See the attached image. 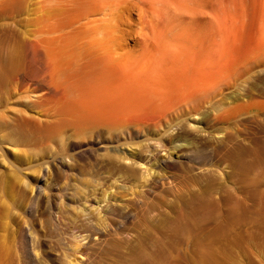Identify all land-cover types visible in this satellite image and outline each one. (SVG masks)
<instances>
[{"label":"rangeland","instance_id":"rangeland-1","mask_svg":"<svg viewBox=\"0 0 264 264\" xmlns=\"http://www.w3.org/2000/svg\"><path fill=\"white\" fill-rule=\"evenodd\" d=\"M102 2L0 0V115L60 120L41 99L45 84L28 81V44L76 39L104 19ZM54 3L72 25L50 19ZM110 3L122 41L107 43L111 75L70 60L51 77L102 106L122 105V94L138 103L120 116L64 119L39 142L1 145L0 172L13 160L29 187L18 197L8 180L0 264H264V0ZM74 40L62 46L66 58L83 43ZM45 63L39 80L51 74ZM128 84L139 87L124 93Z\"/></svg>","mask_w":264,"mask_h":264},{"label":"bare ground","instance_id":"bare-ground-1","mask_svg":"<svg viewBox=\"0 0 264 264\" xmlns=\"http://www.w3.org/2000/svg\"><path fill=\"white\" fill-rule=\"evenodd\" d=\"M103 1L105 2V0H103ZM111 1H113V0H111ZM111 1L109 0V1L105 2L106 4L104 2H102L104 5H106L103 8V10H104L103 15H105V16H106V11L107 10L110 11V8L113 6V4L110 3ZM99 2H101V1H99ZM87 5L90 6V4H87ZM84 7H85V5H84ZM100 7H102V6L100 5ZM49 8H50V10H49L50 19L53 21H56L57 24L61 23L62 25L65 26L66 24L65 23L63 24V22H64L63 19L65 20V18H66V21H67V16L65 15L66 14L65 11H63L64 9L55 3L52 5L50 4ZM93 8H94V6H93ZM162 8H164V7H162ZM88 10H89V8H88ZM91 10H92V8H90L89 11H91ZM112 12H115V11L113 10ZM109 15L111 16L112 13ZM109 15H107L106 17L104 16V19L99 20L98 23L97 22L96 23L95 22H89V23L87 22L85 25L82 26V30L79 32L80 35L78 34V36H77V38H79L80 36H81V38H79V39L74 38L75 40L73 39L75 41V44H77L76 41L77 42L80 41V43H81V41L83 40L81 47L73 48V49L71 48V47H73L71 45L74 43V42H72L73 40H71L72 37H71V39L67 38V39L63 40V45H64L63 46L61 44V42H59V41H61V40H59V36H61V34L57 36L58 38L54 35L50 36L48 34V36L40 37L39 39L37 38L36 42H32V43L28 44L29 47L27 49V55H26V58H28L27 63L30 64L29 61H31V62L33 61L34 63L33 62L32 63L35 64V66L33 65V67H31V69H30L29 73L31 75L28 76V78H29L28 81L30 83H32L33 85L35 84L33 87H36V86L39 87V86H42L43 84H45V87H46L45 91L46 92H45V94H43L41 96V99H43V102H49L54 107H56L55 108V114L60 118V120H57L56 122H47V121L42 122V121H40L41 120L40 118H37V116L34 117V116H31L30 114L28 115L24 111H18V112H16V114L18 113L16 116H11V117H10V112H9V114L5 113L6 115L1 114L0 115V147L4 143L16 145L17 141H19V145H26L30 141L34 142V143L39 142V141L43 140L42 134H45L46 136H52L53 137L54 135L57 134L58 127L62 123V120H64V119H67V120L75 119L76 121H78L80 123H82V122L84 123L86 119L92 118L94 116H107V117H109L108 116L110 114L109 112H111V114H112V110L113 111L117 110V111H115L116 113L113 112L114 116H115V114L117 115V113H120L119 116L124 115L122 113L127 114L126 109L123 107L124 106L123 104L133 103V102H131V100L129 98H127V94H122L121 96H119V98L121 99V104H122L120 106H117L114 108L102 106V105H99L98 98L95 97V95H93V93L89 92V94L91 95L90 97H93L94 99H91L92 101L86 100V99H90V97L87 98V96H86L85 99L82 97V96L85 97V95H89L88 93L86 94L85 91H77V88L75 85L67 84L65 80H61L57 77L56 78L54 76L51 77L52 73H58L60 71V69H61L60 67L63 63L64 64L68 63V61H70V60H72L71 63H74V64L79 63V62L80 63L83 62V63H85V65H88V66H91V65L97 66V67L103 69L105 73H107V74H108V72L110 73V71H109L110 67L111 68L113 67L112 65H113V63H115L117 61V58L115 57L116 58V61H115V58L111 57V55L109 54L110 53L109 47H111V46H109L110 44H108V46H107V43L109 41H110L109 43H111V41L112 42L116 41L117 43L118 42L122 43V41L120 39L118 40L117 38H115L116 39L115 40L113 38L116 35V33H115L116 31H114V27H113L115 25L111 24L112 22L109 19L110 18ZM113 15H114V13H113ZM85 16H83V18H85ZM69 22H71V21L69 20ZM74 22H73V24H74ZM69 24L72 25V23H69ZM62 28H65V27L62 26ZM51 34H54V33L52 32ZM57 34L58 33H56V35ZM113 39H114V41H113ZM70 42H71V45H70ZM68 43L71 46L69 49L70 50L72 49V51H71L72 53H74V51H76L77 49H79V50H77L78 51L77 53L75 52L74 54H72V53H71V55L69 54L70 56L68 55V58H66L65 54H67L68 52H65V51H69V50H65V49L66 48L68 49V47H69ZM65 45H67V46H65ZM78 45H79V43H78ZM62 46L65 47V49ZM74 49H76V50H74ZM122 51H123V49H122ZM72 56H76V57H73V59H69V57H72ZM44 62H46L44 65L47 64L46 66H47L48 73H51V74H49V77L42 79V80H39V79H37L38 76H36V75H37V73H39L38 70H39V68H41V66L43 65ZM80 63H79V65H80ZM28 66H30V65H28ZM115 67H117V66H115ZM109 75H111V73ZM24 78L25 77H22L21 82H24L23 81ZM144 83L147 84V82H144ZM141 84L139 85L140 88H138L139 86L138 87L136 86V88H134L132 86V84H128L124 88V93H126L132 89H137V88L143 89L145 86H144V84H142L143 86H141ZM148 84H150V83H148ZM21 87H23V84ZM141 87H143V88H141ZM31 99H32V97L28 98L27 103L29 102V104H31L32 103ZM137 103L138 102H134L133 104H137ZM14 111H16V110H14ZM14 111H13V113H14ZM14 115H15V113H14ZM143 115L148 120V117H147L148 115L147 114H143ZM155 116L154 115L151 116L149 114V117H150L149 122H153L152 121L153 118H151V117H155ZM146 119L144 121H147ZM64 121H66V120H64ZM133 121H135V119ZM17 131H19V133H20V137H21L20 140H17V139L14 140L13 139V136H17V134H16ZM93 131H95L94 132L95 134L102 132L100 126H95ZM6 138H10L9 141H6ZM47 140H48V138H47ZM0 150H2V147L0 148ZM2 156L7 157L6 153L3 154ZM2 158H0V159H2ZM6 159H8V157ZM12 161L11 160L9 161V159H8L7 164L5 163V161H4V163H2V165L6 164L5 167H6L7 171H6V173L3 171L0 172V212H2L3 210L8 211L11 208V205L9 204V202L8 203L5 202L6 201L5 200V194H7V193H5V191H6L7 187H10V184L8 182V180H10L9 178L15 179L13 186L18 187L17 188L18 190L15 189V190H17L18 194H20V195H18V197H20V196L23 197L25 195V192H26L25 188H27V186L29 187V185H26V187H24L25 186L24 181H22L21 178L18 177L19 168L17 166V163L12 162ZM109 163H110V161H109ZM49 166H51V165H49ZM60 167H61V164H59V163L58 164L56 163L55 166H51L50 167L51 168V174L54 175L55 171H57ZM31 169H33V168H31ZM41 169H42V167H41ZM8 174H10V175H8ZM53 180H54V177L50 181L51 185L54 182ZM32 188H34V187H32ZM22 197H21V199H22ZM4 215H6V214H4ZM51 217H52V213L48 212L47 213V219H45L46 223H48V220ZM13 219H14V217H13Z\"/></svg>","mask_w":264,"mask_h":264}]
</instances>
